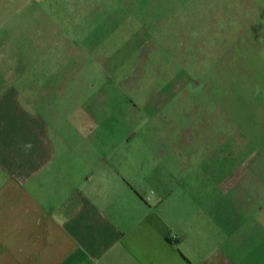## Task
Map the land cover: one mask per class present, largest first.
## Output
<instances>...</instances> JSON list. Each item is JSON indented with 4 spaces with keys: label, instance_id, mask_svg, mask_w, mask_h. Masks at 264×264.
Masks as SVG:
<instances>
[{
    "label": "rangeland",
    "instance_id": "1",
    "mask_svg": "<svg viewBox=\"0 0 264 264\" xmlns=\"http://www.w3.org/2000/svg\"><path fill=\"white\" fill-rule=\"evenodd\" d=\"M4 75L73 147L61 157L165 154L264 205V0H0Z\"/></svg>",
    "mask_w": 264,
    "mask_h": 264
},
{
    "label": "crops",
    "instance_id": "2",
    "mask_svg": "<svg viewBox=\"0 0 264 264\" xmlns=\"http://www.w3.org/2000/svg\"><path fill=\"white\" fill-rule=\"evenodd\" d=\"M5 76L0 264H264V220L251 222L264 219L261 192L221 191L218 177L206 191L205 177L180 176L165 154L132 167L61 157L73 147ZM232 182L250 184L244 174Z\"/></svg>",
    "mask_w": 264,
    "mask_h": 264
}]
</instances>
